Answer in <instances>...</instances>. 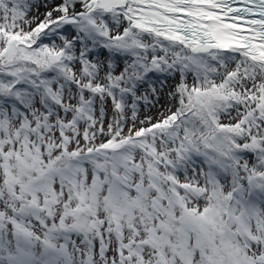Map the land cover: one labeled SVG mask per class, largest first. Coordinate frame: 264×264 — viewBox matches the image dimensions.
Instances as JSON below:
<instances>
[{"label":"snow or ice","instance_id":"1","mask_svg":"<svg viewBox=\"0 0 264 264\" xmlns=\"http://www.w3.org/2000/svg\"><path fill=\"white\" fill-rule=\"evenodd\" d=\"M0 264H264V0H0Z\"/></svg>","mask_w":264,"mask_h":264},{"label":"rangeland","instance_id":"2","mask_svg":"<svg viewBox=\"0 0 264 264\" xmlns=\"http://www.w3.org/2000/svg\"><path fill=\"white\" fill-rule=\"evenodd\" d=\"M143 113L155 116L157 114V109L153 108V109H151V111H149L148 109H142V114Z\"/></svg>","mask_w":264,"mask_h":264}]
</instances>
